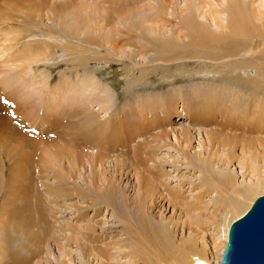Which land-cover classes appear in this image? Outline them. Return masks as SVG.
Masks as SVG:
<instances>
[{
  "label": "rangeland",
  "instance_id": "1",
  "mask_svg": "<svg viewBox=\"0 0 264 264\" xmlns=\"http://www.w3.org/2000/svg\"><path fill=\"white\" fill-rule=\"evenodd\" d=\"M170 1L171 0L45 1L47 4H55L60 8L55 15H52L50 10H48L49 8L47 9L40 6V0H0V8H2L0 9V47L2 45L4 48L5 54L3 59L8 60L6 66H0V116L3 118L6 117L5 119L8 120L6 127L0 130V165L7 169L6 175L3 177L6 183L0 182V189L1 187H5V190L7 189L6 186L11 174H14L16 178V180L10 181L8 184L10 188L15 189L16 193L13 194L6 203H3V197L0 191V264H9V261H1V255L6 250V244L2 238L4 233H8L11 238L9 242L10 246L18 244L19 238L21 239V243L25 240V235L22 233L23 227H17V219L10 215L12 202L17 205L18 208H22L23 212L31 215L32 223L34 217L36 219L38 205L42 201V205H45L47 209L51 208L49 209L51 211L49 212L50 215L49 213L47 215L49 217L51 216L48 220L55 218L56 222L55 220L51 221L55 222L54 225H58L59 222L60 226L67 228L68 224L75 222L73 217L76 215L77 207L86 206L85 209L87 214L89 216L94 214L95 206L92 205V200L94 198H99L98 195L103 192L102 188H104L107 180H109L113 186L115 185L114 187L118 188L120 193H125V195L128 196V200L130 199L129 201L132 203L130 204L133 205L135 203L136 194L145 191V189H140V181L142 175L146 177L151 176V173L148 172V170L151 169L148 167L153 166L154 162L152 160L158 164L159 169L161 168L162 171L167 172L168 175L162 178V180L171 191L170 196L169 190L167 189L168 191H164L163 187L159 184V186L157 185L158 190H152V194L147 193L148 196H150L147 201L151 199L148 209L156 216V219L158 220L160 218L165 224L170 220L174 221V230H171L173 232H166L164 229L165 224L164 226H156V230L159 233L166 232L169 235V241L167 240L166 243V252L169 253L168 257L171 258L167 260L169 264H194L195 261L193 258L195 257L205 259L207 264L219 262L222 254L221 250L226 243L225 233L227 232L229 224L249 207L255 197L264 195V144L259 145L260 141L264 139V134L258 135L254 132L251 134H241L242 136H240L239 131L235 128L232 130L224 129L226 133L236 135L237 138L235 142L230 144L225 142V145H222L219 143V140H223V134L219 133V135H217L218 139L216 138L215 142H210L208 133L212 130H220L219 126H217L220 124L219 121L222 120L220 116H216L215 123L212 125L198 126L195 124L193 125L187 114L183 115L185 113L183 105L187 106V110L191 108V113H199L205 110L204 107H198L196 109V107L185 102L188 94L190 97V93L187 92L191 87L194 88L190 89L192 94L194 92L198 94L199 92V97L206 95L208 99H211L210 101L208 100L210 104L217 103V101L218 103L223 101V103L226 104L224 101L227 102L229 100L227 103L229 105L231 101V98H227L228 100L226 99L228 93L230 94L226 89L228 87L226 86L225 88L222 83H219V78L215 79L218 88L215 86L217 84H214V89L213 84L209 82L211 76L207 75L205 79L201 78L202 72L205 71V69H209L208 67L203 66L204 64H201L200 60L197 58H185L183 55H180L183 54L182 52L185 50H193L187 45L190 37L185 35L187 31H185L181 25V21H183L184 18L188 20L190 16H194L193 18H195V20L197 19L196 21L202 23L199 15L203 13H206L205 16L207 19L210 17L213 18L216 12L221 9L218 4L219 0H173V12H170L169 9ZM258 1L259 0H254V4L256 5ZM4 2L9 4L4 5ZM158 4L164 8V11L161 10V12L165 13L164 17L166 20H171L170 22H163L166 28L164 27L162 29L166 31H162V33L161 31H153L155 32L154 34L150 31H141L140 33L138 27L141 24H154V22L158 20V16H156V8L159 7ZM243 6L242 11L246 13L248 7L246 5ZM245 7H247V9ZM36 8L39 11H37ZM192 9L193 11L196 9V15L193 13ZM188 13H190V16H188ZM101 25L103 27H100ZM46 28L50 29L49 33ZM98 28H102L99 29L100 32L95 31ZM159 28L162 30L161 26ZM178 28L184 29L183 33L186 36L183 39L179 37L181 40L177 38L178 32L176 29L178 30ZM19 30L21 31L19 32ZM61 30L67 31L70 38L67 37V34L62 32L61 39L59 37ZM126 30L130 32L125 33L127 32ZM173 31L175 32L173 33ZM164 32L166 34H164ZM158 33H160L159 37ZM249 35H251V32ZM119 36L121 37L118 38ZM94 38L98 39L94 42L100 41L104 47L101 48L97 45H92L91 41ZM114 38H118L121 41L119 51L109 50V48H107L108 44L106 40H112ZM40 40L49 43V45H41ZM168 41H170V43H168ZM149 42H166V44L172 47L170 49L161 47V53L163 55H159ZM25 43H31V47L35 51H44L49 54L47 59H44L45 64L39 63L36 70L31 69V72L28 73L21 70L20 67L23 66H11L12 63L9 65V60L18 59V55H23L21 47L24 46ZM60 44L65 46H61ZM58 45H60V47H58ZM147 47H149V49ZM90 50H96L98 52L93 55ZM127 53L131 55L128 56ZM103 55H105V57ZM130 56L132 60L131 58L129 59ZM3 59H0V63ZM205 62L209 65L211 61L205 60ZM94 63H96L95 66L92 65ZM107 63L111 64L112 68H108L111 66H108ZM122 67L126 72V78L117 79L118 70ZM92 68L97 71L95 76L98 78L99 84L103 88L105 95L109 96L110 99V102L105 105H95L94 102L90 104L93 110H97L100 106L110 107V109L106 111H102V109L96 111L97 120L108 122L109 118L116 117L113 119V122L120 124V130L123 132V135H125V131L129 132L139 124L141 127L134 133V135L137 136L136 141L142 143L146 140L148 143L145 145V148L147 149V147L153 143L152 146L155 145V149L147 155L150 160L145 162L143 166L133 162L135 159L131 150L128 155H116L114 152V154L111 152L108 156L106 155V157H104L100 164H94L91 160L94 159L95 149H93V147H77L78 150H84V152L82 150L83 153L80 156L82 157L80 158L81 163L77 166H71L67 163L68 160L57 161V158L53 160H50V158L47 159L51 162V166L46 169L42 176L44 183H46L50 189H44L43 185L41 186L40 179L36 177L39 176L38 172L40 168L35 164L37 159L40 160V157L45 158L42 157L43 153H39L40 149H36L33 159L34 167H32L30 162V168H27L25 159H30L32 157L34 147L19 146L15 148L18 137L15 133L10 131V128L14 127L17 131L22 130L23 133L28 132L32 134L35 126L31 125L32 127L29 128V122L30 124L35 122L33 124L37 125L38 123L45 122L46 120L44 119H53L57 131L66 128L68 119H70L69 116L71 115L70 106L73 101L79 103L76 105L87 103L88 101V97L90 96L89 89H83L82 82L87 77L91 76L90 70H92ZM114 72H117L115 73L116 77H114ZM199 72L201 74H199ZM195 73L197 75H195ZM187 74L191 75L188 76ZM127 81L133 83L132 89L127 85ZM203 81L210 85L209 87L214 90V94L211 93L210 90H207L206 86L208 85L205 83L203 84ZM86 84H88L87 81ZM202 85H204L206 89L203 88L204 86L202 87ZM196 86H200V91H197L198 87ZM220 87H223L224 90ZM218 89L223 91H218ZM208 91L213 95L209 94ZM159 94H163L165 99H172L173 101L162 105H159L155 101L154 104L152 102L154 100L153 98H156ZM223 94L226 97H223ZM148 96L150 99H148ZM221 96L223 97L222 99H220ZM49 97H51V101ZM217 98H219L220 101ZM140 100L143 101L141 102ZM149 100H151V102ZM212 100L214 102H211ZM147 101L149 103H147ZM53 106L54 111L46 115V110L51 109ZM206 106L209 107L210 105ZM141 107L143 108L141 109ZM12 108L15 109L13 110ZM166 111L169 114L166 115L167 117L165 118ZM19 114L22 116H19ZM16 116H19V118ZM24 121H27L26 125H24ZM113 122L107 123L108 129ZM47 124L49 126V122L46 121L43 126L45 127ZM43 126L35 127L41 135L48 138L53 136L50 135V133H54L55 135L54 131L56 130H48ZM143 127L145 128L143 129ZM183 128L190 131V135L192 136L190 144L184 141H179L178 144L176 140L173 139L175 137L176 139L182 138L181 130ZM160 132L167 133L166 137L163 138L164 142L163 139L158 142L150 140L151 137L149 136L158 135ZM140 135L142 137H140ZM248 137L255 140V147L251 153L250 150L245 147V139ZM133 144L134 143L131 145ZM181 148L188 153L194 154L199 159L203 156L212 157L214 161H211L213 163L210 165L216 170L214 172L218 171L217 173H219L220 171H227V169L231 171L233 174V184H235V188L233 187V189L237 190V194L232 195V207H235L234 209L236 211L227 209L226 205L218 208V210L213 209L212 201L215 197L213 189L216 185L212 184V186H209L204 192V185L211 183L207 181L208 184H205V182H202V179H200L203 177V175H200V171L202 172L200 166L197 164L194 165L193 163L189 167L185 165L186 159L184 155H181ZM141 155L145 156L143 153H141ZM66 158H70V154ZM39 162L40 161H38V163ZM184 165L187 168L181 167ZM60 167L64 173H66L65 176H63L65 180H68L67 174L69 176L71 175L69 179L71 182L68 181L64 186V188H66L64 193L61 191L63 196L56 198L51 195V192H56L55 187L57 186L52 171L57 169L60 170ZM154 181H151L152 184ZM78 185L80 189L86 192L89 191L88 186H92V191L90 190V194H92L89 196L86 195L87 198L89 197L88 199L84 198L83 201L72 193L75 192V190H73L75 188L77 191L79 190V188H77ZM70 192L72 194H70ZM200 192H204L202 199L205 201L200 205L202 207L201 210L192 211V209H189L191 214H193V212H198L200 214L203 212L202 218L205 219V222L198 227L194 223H190L186 207L187 204H192L196 201L195 195H198ZM67 193L70 194L69 197L64 195ZM161 194H163V196H161ZM50 199L52 202H49L51 201ZM102 199H100L101 204L98 206L100 207V211L97 213V218L101 217L103 220H106L107 226L113 227H110L111 230L114 231V229H116V232H119L121 226L113 223L111 217L113 212L112 207L107 205L108 202L105 203L103 197ZM169 199H173V202L175 200L174 203L179 200V205H177L180 209L170 205ZM55 200H58V203H61L62 206H57ZM115 200H118V197ZM180 200H182V202ZM224 200L223 203H226L230 199ZM217 202H219V205L221 200L219 199L216 201L215 205H217ZM111 205L118 206L116 201H114V203L112 202ZM79 223L83 224L84 221H79L78 224ZM168 226L171 227V225ZM30 231L34 233L36 230L31 226ZM115 236H118V239L120 238L118 234ZM181 241H183V244H181ZM60 242H63L62 237L60 238ZM29 244L31 245L32 243L30 242ZM70 244L68 248L75 253L73 254L75 260H71V262L68 261V264H82L74 243L70 242ZM182 245H189L192 248L191 254L189 253L190 258H188L187 262L180 261L179 259L183 248L180 251L178 249H180ZM36 247L37 245L33 246L34 249ZM54 247L55 246L52 245L51 250L44 247L47 252L42 253L48 256L47 258L50 264H55L54 261H57L55 256H59L60 254ZM127 248L128 247H122L118 250L122 253H128L129 248ZM26 251L30 250H23L22 253L28 256L29 254H26ZM152 252L154 253V251ZM154 256L156 257V255ZM130 258L132 259L131 256H125L119 261L123 263L130 261ZM140 259L138 260V258H136L132 260L140 264ZM32 261L37 262L41 260L39 257H36L32 259ZM43 261L44 259L42 262Z\"/></svg>",
  "mask_w": 264,
  "mask_h": 264
},
{
  "label": "bare ground",
  "instance_id": "2",
  "mask_svg": "<svg viewBox=\"0 0 264 264\" xmlns=\"http://www.w3.org/2000/svg\"><path fill=\"white\" fill-rule=\"evenodd\" d=\"M45 1H48V0H40V3H41L40 6L47 8V9L49 8L48 10H50V13L52 15H55L57 11L60 9L59 7H57L58 5H55V4L50 5L49 3L47 4ZM173 2H174L173 0L170 1V8H169L170 12H173V9H172ZM8 4L9 3L4 2V5H8ZM218 4L220 5L221 9L216 12L213 18L210 17L207 19V17L205 16L206 13H203L204 15L197 14L199 15V18H201L200 20L202 23H199L198 21H196L197 19L195 20V18H193L194 16L193 17L190 16L189 15L190 13H188V16H190L188 20H185V18L184 19L182 18L183 21H181V25L183 26L185 31H187V34L185 35H187V37H190V39L188 38L189 41L187 42V45L189 48H192L193 50H187V51L185 50L182 52L183 54H180V55H183V57L185 58L186 57L197 58L200 60L201 64H204L203 66H206L209 68V69H205V71L202 72L201 78L205 79L207 75L211 76L209 82L213 84V89H214V84H217L215 80L216 78L220 79L219 83H222L225 88L226 86L228 87L226 88L230 92V94L228 93V97H226L223 94V97L225 96L226 99L231 98V101H230L231 104L229 103V105L227 104L229 102L228 99H227L228 100L227 102L224 101L228 106L224 104L223 101H221V103H218L217 101V103H214V104L212 103L210 104V102L208 103V100L210 101L211 99H208L206 95L205 96L202 95L201 97H199V94H200L199 92L198 94L195 92L192 94L190 92L191 91L190 89H194L193 87H191L188 92L186 91L187 93H190V97L188 94L187 95L188 97L186 98L185 102L189 105L196 107V109L198 107H201V108L204 107L205 110L199 113L197 112L191 113L190 112L191 108L187 110L188 109V108L186 109L187 106L183 105V108L185 111L183 115L187 114V116L190 118L193 125L194 124L198 126L199 125H203V126L212 125L213 123H215L216 116L217 117L220 116L222 120L219 121L220 124L217 126H219L220 128L219 131L221 132L216 131V130L215 131L212 130L208 132L209 137H210L209 139H210V142H215L217 135H219V133L223 134L224 141L219 140V143H221L222 145H225V142L229 144L232 142H235L237 136L231 135L230 133H226L224 129L232 130L235 128L236 130L239 131L240 136H242L241 134H251L254 132L258 135L264 134V0H259L256 5L254 4V0H219ZM243 5H246L248 7V11L246 13L242 11V7H244ZM158 6L159 7L156 6L157 7L156 16H158V20L157 21L154 20L156 21L154 22V24H141L138 27V29L140 30V33L141 31H150L154 34L155 32L153 31H157V32L161 31V33L162 31H166L162 29L165 27L163 22L165 21L170 22L171 20L169 19L166 20V18L164 17L165 13L161 12V10L164 11V8L160 6V4H158ZM247 7L245 8L247 9ZM36 10L39 11L37 8ZM195 10L196 9H194V11ZM194 11L193 13H195L196 15L197 12L196 11L194 12ZM160 26L162 30H160L159 28ZM100 27H103V26L101 25ZM99 29H102V28H98L95 31L100 32ZM184 29L182 28H178V30L176 29V31L178 32V34L176 33L177 38L181 37V39H183L184 37H186L183 33ZM46 30L48 31V33L50 32V29L46 28ZM20 31L21 30H19V32ZM126 31L127 32L125 31L123 32L125 33L130 32L129 30H126ZM62 32L64 34H67V37L70 38L67 31L61 30V32L59 33V37L61 39H62ZM174 32L175 31H173V33ZM250 32H251V35H249ZM159 34L160 33H158V37H159ZM164 34L166 33L164 32ZM120 37L121 36H119L118 38ZM118 38L117 39L114 38L112 40H106V43L108 44V47L107 46L106 47L109 48V50L119 51L121 47V41ZM95 40L97 41L98 39L94 38L91 41L92 45H97L101 48L104 47L102 42L100 41L94 42ZM40 43L41 45H45V46L49 45V43L44 42L43 40H40ZM168 43H170V41H168ZM149 44L152 45L154 50H156V52L159 55H163L161 53V47H165L169 49L172 47L171 45L166 44V42L165 43L149 42ZM60 45L65 46L63 44H60ZM60 45H58V47H60ZM147 48L149 49V47ZM21 49H22L21 51L23 55H18V59L9 60V65L10 63H12L11 66H15V67L23 66V67H20L21 70L27 73L31 72V69L36 70L39 63L45 64L44 59H47V57L49 56V54H47L44 51L38 52V51L33 50L31 47V43H25V45L22 46ZM90 51L92 52L93 55H95L98 52L96 50L95 51L90 50ZM4 54H5L4 48L1 45L0 59L4 58ZM127 55L129 56L131 54L127 53ZM103 56L105 57V55ZM130 58L131 56L129 57V59ZM152 60H155V59H152ZM205 60H210L211 61L210 64L208 65L205 62ZM7 63H8V60L3 59V61H1L0 63L1 64L0 66L2 67L6 66ZM107 64L108 66H111V64L109 63ZM92 65L95 66L96 63ZM108 68H112V66ZM90 71H91L90 72L91 76L87 77L82 82V88L85 90L89 89L90 96L88 97V101L87 103L86 102L80 103V105H76L79 103H77L76 101H73V103L70 106L71 115L69 116L70 119H68V124L66 128L62 130H58L59 131L58 132L55 129L56 126H55V122L53 121V119H44L47 122H49V126L48 124L45 126L48 130H52V131L56 130L54 131L55 135L54 133L52 134L50 133V135H53V136H50V138L41 135L39 131L35 128L38 126H43V124H45L46 121L43 123H38L37 125L33 124L35 122H33L32 124H30L29 122V125H30V126L28 125L29 128L32 127L31 125L35 126L34 130L32 131V134L28 132L23 133L22 130L17 131L14 127L10 128V131L12 133H15L18 137V141L15 144V148H18L19 146L21 147L27 146L29 148L34 147L33 152H32V157L30 159L28 158L25 159V164L27 168H30V162H31L32 167H34L33 159H34V152L36 149H40L39 153H43L42 157H45V158L40 157L39 158L40 160L37 159L35 164L36 166L38 165L40 168L38 172L39 176H36V177L40 179L41 186L43 185L44 189H50V187L47 186L46 183H44L43 176H42L44 175L46 169L50 168L51 166V162L47 159L50 158V160H53L57 158V161L59 160L67 161L68 160L67 163H69L71 166H77L78 164L81 163L80 158L82 157L80 156L84 152L83 149H82L83 150L82 152V150L80 149L78 150L77 147L79 148L80 147H87V148L93 147V149H95L94 150L95 155H94V159H92L91 161L94 164L95 163L100 164V162L104 159V157H106V155L108 156L109 153L111 152L112 153L114 152L116 155L118 154L128 155L131 150V153L133 154L134 159H135L133 160V162L143 165V166L145 162L150 160L147 155L153 152V150L155 149L154 148L155 145L152 146L153 143L149 145L146 149L145 145L148 143L146 142V140L142 143H138L136 141L137 136L134 135V133L139 127H141L139 124H137V127L133 128L129 132L125 131L126 133L125 135H123V132L120 130V124L113 122V119L116 118L115 116H114L115 118L112 117L108 119L109 120L108 122H111V121L113 122V124H110L109 129L107 128L108 122H102V121L97 120L96 111H99L100 109H102V111H106V110H109L110 107L100 106L99 108H97V110H93L92 109L93 107L90 106V104L94 102L95 105H105L110 102V99H109V96L105 95L103 88L99 84L98 78L95 76L97 71L94 68H92V70ZM115 73L117 72H114V77H116ZM199 74L201 73L199 72ZM125 75H126V72L124 68L122 67L121 69L118 70V74L116 78L117 79L123 78V77L126 78ZM195 75L197 74L195 73ZM86 81L88 82V84H86ZM204 83L205 82L203 81V84ZM205 84L208 85L206 86L207 90H210L211 93L214 94V90L210 89L209 87L210 85L207 83ZM127 85L129 86L130 89H132L133 83H131L130 81H127ZM203 86L204 85H202V87ZM215 86L218 88V84ZM199 87L197 91L199 90ZM203 88H205V86ZM220 88L223 89V87H220ZM223 90L218 89V91H223ZM223 97L221 96L220 99H222ZM49 99L51 101V97H49ZM148 99H150L149 96H148ZM153 99H152L153 100L152 102L155 104V101H156L159 105L173 101L172 99H165V96L163 94H159L158 96H156V98H153ZM140 101L142 102L143 100H140ZM149 101L151 102V100ZM211 102H214V101L212 100ZM147 103L149 102L147 101ZM206 105H210V106L207 107ZM10 107H11V104H10ZM53 108L54 106L51 109L46 110L47 111L46 115L51 114L54 111ZM142 108L143 107H141V109ZM168 114H169L168 112L165 113V118L167 117L166 115ZM181 115H182V112H181ZM19 116H22V115L19 114ZM19 116H16V117L19 118ZM5 118L0 116V130L4 129V127H6V125L8 124V120ZM8 119H9V116H8ZM14 119H17V118H14ZM24 122H25L24 125H26L27 121H24ZM131 124H134V123H131ZM144 128L145 127H143V129ZM34 134L38 136H35ZM166 135L167 133L160 132L158 135H151L149 137H151L150 138L151 141L158 142V141H161L163 138H165ZM181 135H182V138L176 139L175 137L173 139H175L178 144H179V141L181 142L184 141L187 144H190L192 140L190 131L186 128H183L181 130ZM140 137L142 136L140 135ZM245 141H246L245 147L249 149L251 153V151L254 150V147H255V140L253 138L248 137L245 139ZM163 142H164V139H163ZM132 143L134 144L131 145ZM263 144H264V139L260 141L259 145H263ZM141 153H143L147 157L142 156ZM69 154H70V158H66L68 157ZM181 155L182 156L184 155L186 159L185 165L187 167L192 165V163L194 165L197 164L198 166L201 167L202 172L200 171V175H203V177L200 179H202V182H205V184H208L207 181L211 183L208 185H204L205 186V188H203L204 192L207 190L209 186H212V184L216 185L214 189L212 188L213 191L215 192V197L212 201V204L214 207L213 209L218 210V208H221L223 205H226L227 209H230L231 211L232 210L236 211L234 209L235 207H232L233 205L232 195L237 194V190L233 189L235 184H233L234 183L233 174L231 173V171L230 170L228 171V169H227L228 172L226 170L220 171L221 170L220 169L219 173H217L218 171L214 172L216 170H214V167L211 166L213 163L211 161H214V160H212V157H209V156L208 157L203 156L199 159L194 154L188 153L182 148H181ZM38 161L40 162L38 163ZM152 161L154 162L153 166L148 167L149 169H151V170H148V172L151 173V176L146 177L142 175L141 181H140L141 183L140 189H145V191H141L138 194H136L135 201H134L135 203L133 205H131L132 203L131 201H129L130 199L128 200V196L125 195V193H120L118 188L114 187L115 185L113 186V184L110 183L109 180H107L104 188H102L103 192L101 194L99 193V195L97 194L99 198H96V199L94 198L92 200V205L95 206L94 214L89 216L85 209L86 206L77 207L78 209L76 210V215H74L73 217L75 222L68 224L67 228L60 226L59 222H58V225H54V223L56 222L55 218L52 219V220H55V222L54 221L51 222L52 220H48L51 217V216L50 217L47 216L48 213L51 212L49 210L51 208L47 209L45 205H42L43 203L42 201L38 205V213L36 215V219L34 217V219L32 220V223H31V215L29 213L26 214L25 212H23L22 208H18L17 205H15L12 202V210H11L10 215L13 216L15 219H17L16 221L17 227H23L22 233L25 235V240L21 243V239L19 238L18 244L10 246L9 242L11 238L8 235V233L6 234L4 233L2 238L5 241L6 250L1 255L2 257L1 261H9V264H50V261L47 258L48 256H45L42 253L47 252V250L45 251L44 247L51 250L52 245H53L55 246L54 248H56L60 252L59 256H55V258L57 259V261H54L55 264H68V261L71 262V260H75V258H73V254L75 253H73L72 250H69L68 248V245H71L70 242H73L75 245V248L77 249L79 259H81L82 264H137L138 263L137 261L132 260L136 258H138V260L141 258L140 264H167L168 263L167 260L171 258L168 257L169 253L166 252V247H167L166 243H167V240L169 241V235L166 232L174 230V225H173L174 221L170 220L165 224L164 221L161 220L160 218L158 220L156 219V216L153 215V213L148 209L150 207L149 203L151 202L150 201L151 199L147 201V199L150 197L148 196L147 193L152 194L153 193L152 190H156V189L158 190L157 185L159 186V184L163 187L164 191L169 190L170 196H171V191H170V188L166 187L165 182H163L162 180V178L168 175L167 172L162 171L161 168L159 169L158 164L154 160ZM185 165L181 167H186ZM210 166L213 168V170ZM6 170L7 169H5L4 166L0 165V182L1 183L3 182L6 183V180L5 179L3 180V177L6 175ZM65 174L66 173H64L61 167H60V170L57 169V170L52 171V175L55 178L56 183H57L56 184L57 186L55 187L56 192H51L52 197L60 198L61 196H63L61 194V191H63V193L65 192L64 190L66 188H64V186L66 185L68 181H70L69 179L71 177V175L69 176L67 174L68 180H65L63 178ZM13 180H16V178L14 174H11L9 176L8 183L6 186L7 189L5 190V187H1L0 189L1 195L3 197V203H6L9 200V198L13 194L16 193L15 189H12L10 188V186H8L9 182ZM151 181H154L153 184ZM77 188H79V190L77 191L75 188L73 189L75 190V192H72V193H74L76 197L80 198L83 201H84V198H87L86 195L89 196L92 194V193L90 194V190L92 191V186L91 187L88 186L89 188L88 192L84 191L83 189H80L79 185ZM204 192H200L198 193V195H195L196 201L192 204H187V207H186V209L188 210L187 214H188L190 223L191 224L194 223L198 227H200L199 225L204 224L205 222V219L202 218L203 212L201 214L198 212H193V214H191L189 212L190 211L189 209H192V211L201 210L202 207L200 205L202 204V202H205L202 199ZM72 193L70 192V194ZM70 194L67 193L64 195L66 197L67 196L69 197ZM161 196H163V194H161ZM102 197L105 199L104 200L105 203L108 202L107 205H110L112 207L113 212L111 214V217H112L113 223H116L117 225L121 226V229L119 232H116V229H114V231L111 230L110 227L111 228L113 227L112 226L108 227L106 220H103L101 217L97 218V213L100 211L99 210L100 207L98 206H100L99 204H101L100 199H102ZM117 197H118V200H115L117 199ZM219 199L221 200V202L219 205H218L219 202H217L216 203L218 205L217 206L215 205V202L218 201ZM224 199L226 200L230 199V200H228V202L226 203H223L225 201ZM114 201L117 202L119 208L118 206L111 205V203L112 202L114 203ZM180 201L182 202V200ZM49 202H52V200ZM174 202H173V199H169V204L172 205L174 208H177L179 205V200L176 203ZM55 204H57V206H62L61 203H58V200H55ZM178 208L180 209V207ZM234 213H238V212H234ZM79 221H84V223L78 224ZM168 225H171V227H169ZM31 226H33L36 230L34 233L30 231ZM156 226H164V229L166 232L159 233L156 230ZM116 234L120 236L119 239L117 238L118 236H115ZM226 235H227V232L225 233V241H226ZM61 237L63 238V242H60ZM170 237L173 238L172 236ZM30 242L32 243L31 245L29 244ZM181 242L180 243L183 244V241ZM34 245H37L35 249L33 248ZM122 247H128L129 248L128 253L127 252L122 253L121 251H119ZM191 249L192 248L189 245L188 246L182 245V247L178 249L179 251L182 250V252L180 253V257H179L180 261H186V262L188 261V258H190L189 253L191 254ZM23 250H30V251H26L27 252L26 254H29V255L28 256L23 255L22 253ZM222 250H221V253H222ZM152 251H154V253L156 254H154ZM153 254L156 255V257ZM125 256L127 257L131 256L132 259L130 258V261H126L123 263L122 261H119L122 257H125ZM36 257H39L41 261H37V262L32 261V259ZM43 259L44 261L42 262ZM193 260L195 261L194 264H207V261L205 259H201L199 257H195L193 258Z\"/></svg>",
  "mask_w": 264,
  "mask_h": 264
},
{
  "label": "water",
  "instance_id": "3",
  "mask_svg": "<svg viewBox=\"0 0 264 264\" xmlns=\"http://www.w3.org/2000/svg\"><path fill=\"white\" fill-rule=\"evenodd\" d=\"M213 264H264V195L229 224L220 261Z\"/></svg>",
  "mask_w": 264,
  "mask_h": 264
}]
</instances>
